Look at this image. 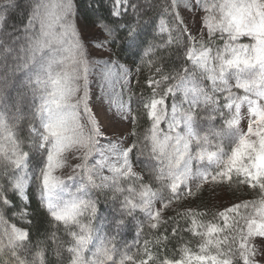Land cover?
<instances>
[{"label":"snow or ice","instance_id":"1","mask_svg":"<svg viewBox=\"0 0 264 264\" xmlns=\"http://www.w3.org/2000/svg\"><path fill=\"white\" fill-rule=\"evenodd\" d=\"M81 2L0 0V264H48L49 243L58 264L65 252L68 264H264V0H87L83 9ZM243 37L252 42L240 43ZM144 68L150 93L129 91L111 119L132 128L110 137L93 111L94 77L122 94ZM29 96L26 117L21 105ZM133 96L150 122L142 145ZM198 121L209 122L204 134ZM73 154L81 162L57 175ZM94 155L100 159L92 164ZM33 178L37 211L50 227L63 225L67 241L57 231L33 240ZM207 185L225 193L243 186L258 198L211 213L173 207L199 198ZM105 189L110 220L92 199ZM15 201L11 219L24 227L5 218ZM105 221L112 235L101 231ZM129 224L137 240L122 242Z\"/></svg>","mask_w":264,"mask_h":264},{"label":"trees","instance_id":"2","mask_svg":"<svg viewBox=\"0 0 264 264\" xmlns=\"http://www.w3.org/2000/svg\"><path fill=\"white\" fill-rule=\"evenodd\" d=\"M156 2H159V0H156ZM210 2H212V0H210ZM215 2H219V0H215ZM87 4V0H82L81 2V8H85ZM147 15L151 16L152 13L148 12ZM165 39L167 38L166 36L164 37ZM159 39V38H158ZM240 43H251V39L248 37H243L240 39L239 41ZM216 45L219 47L223 46V40L219 39V34L217 37V41H216ZM65 56H67V53H64ZM70 63V61H69ZM167 68H171L172 67V62L171 61H167ZM149 75L148 69L144 68L142 71L139 72V74H136L135 72H133L132 74V80H131V88L129 89L130 92L135 93L137 96L143 92L145 95L150 93V89H148L145 86V78ZM158 78V77H157ZM137 81H139V83H137ZM233 82V81H232ZM206 85L209 84L208 81L204 82ZM167 85H164L163 87H166ZM210 87V85H209ZM238 92V94L243 95V91L242 90H236ZM14 95V92L12 93ZM180 99V95L177 94V102H179ZM222 99V98H221ZM129 103V101H128ZM173 103L172 97L169 96L167 99V107H168V112L170 114V110H171V105ZM31 104V97H27L23 104L21 105L22 107V111L25 114V116L27 117L29 115V105ZM184 108H187V105L183 106ZM131 109H132V115L134 116H138V120L136 121L135 124V128L136 131L138 133L139 136V140L141 142V145L143 143V136L145 133V130L147 128L150 127V122L148 120V118L143 114V110L142 108H140L137 104V100H136V96H133L132 101H131ZM204 112H201L198 110V115H204ZM129 122V121H128ZM223 123V121L219 118H217L214 121V125L215 127H219L221 124ZM130 125V130L132 128V124L129 122ZM28 126V119L25 118L23 121H21L19 128L21 129V135L26 136L27 129ZM162 128H166V124L162 123L161 124ZM209 128V122L208 121H198V131H200L201 134H204L205 131ZM130 144L132 143V140L129 139ZM25 151H27L28 149L25 148ZM99 156L98 155H94V157H90L89 162L94 164L96 160H98ZM133 159H135V153H133ZM81 161L79 160L78 163H80ZM136 168L138 169V171H140V167L136 166ZM104 175H109L108 170H103ZM0 183H3V181H0ZM208 188H213L212 185H207ZM74 190V188H73ZM206 187L203 189L201 195L199 198L194 199V200H189L187 203H182L181 205H173V207L177 210V211H183L184 209L187 208H194L197 209L198 211H204V212H217L222 210L224 207L229 206V204L231 203H235L238 202V200H250V199H254V198H258V196L254 193L253 190L251 189H247L245 187H241L239 190L235 191V193L233 192H227L226 193V201L222 202V203H213L211 201H208V199L206 198ZM30 195H31V208L29 209L30 211H35V215H33L32 217H30L33 221V224L35 226L38 227L39 232H36L34 229V235H33V240L35 241V239L37 238V236H39L41 239H43V236L40 235L42 233L45 232H52V231H57V236L59 237L60 241H67L69 238L66 235V231L63 225L59 226V229H54L52 227L49 226L48 222L45 220L44 215L42 213H40L38 210V190H37V186L35 184V180L33 178V182L32 184L29 186L28 189ZM246 192V193H245ZM111 196H112V192L110 190H94L92 193V199L94 200H98V208H99V216L100 217H108V219H111V213H112V209L114 207V205L111 202ZM17 207L8 210L5 213V218L9 220V223L11 224H16L18 227H24L25 225L22 224L20 222L19 219H11L12 217V213L16 212L19 210L20 208V204L19 201H15ZM118 206V205H116ZM168 216H172L174 215V213L172 211H169L167 213ZM210 215L208 217H205V219H210ZM96 224H101V220H97L95 222ZM101 231L103 233H106L108 235H112L113 234V228L107 225V222H104V226L101 228ZM161 232H163V229L160 230ZM144 234H142L139 237V243L142 245L144 242V239L146 238L147 234H148V228L145 227L143 230ZM168 232L169 234L171 233V227L168 228ZM123 236V237H122ZM190 237V234H185V239H188ZM124 238V240H122ZM151 238V237H148ZM120 241L122 242H128V243H132L133 241L137 240V236H136V227L133 224H129L127 226L126 229L121 231V234L118 238ZM193 244H195V241H193ZM66 246V245H65ZM55 246L51 243H49L48 248H49V255H48V264H58L57 259L55 258V256L52 254V249ZM176 241L173 240L171 244L168 245V248L174 249L176 248ZM162 250V249H161ZM132 251H136L135 248L132 249ZM170 256L172 255V252L169 251L168 253ZM87 255H90V253H87ZM118 259V257H117ZM63 264H68V254L65 252L63 253Z\"/></svg>","mask_w":264,"mask_h":264},{"label":"rangeland","instance_id":"3","mask_svg":"<svg viewBox=\"0 0 264 264\" xmlns=\"http://www.w3.org/2000/svg\"><path fill=\"white\" fill-rule=\"evenodd\" d=\"M182 15L188 17L187 12H182ZM200 15H203V13H201ZM197 19H199V17H197ZM187 23L189 24L192 23L190 18L187 20ZM93 55H97V53H93ZM232 81L231 83L234 84L235 81L234 80ZM92 90H93V96H92L93 111L98 113L99 116L101 117L102 123L106 125L105 130L108 133V135L111 137L114 132H117L120 134H127L130 131V125H129L128 120L123 119L121 121H113L111 117H112L113 112L119 111L120 104H124L125 106H127L129 89L124 90L123 93L121 94V88L119 87V85H117L115 91H111L107 89V86L102 88L99 77H94L93 84H92ZM242 111H246V106H244ZM246 123H247L246 120L243 121V126L245 128H246ZM102 143H106V142L102 141ZM128 145H130L129 140L125 144L121 145V147H127ZM98 158L100 159V157ZM78 162H79V159H77L75 154H73L72 156L68 158V167H65L62 170H58L56 174L61 177H66L72 171L71 165L76 164ZM104 170H107V169H104ZM135 170L138 171L137 168ZM205 192H206L205 196L208 199V201H211L213 203H222L226 201V198H225L226 193L219 187H217L216 190L213 191V188H208L206 186ZM122 240H124V238Z\"/></svg>","mask_w":264,"mask_h":264}]
</instances>
